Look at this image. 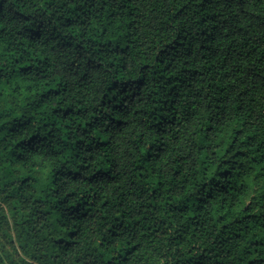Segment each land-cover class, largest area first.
I'll use <instances>...</instances> for the list:
<instances>
[{
    "label": "clouds",
    "instance_id": "1",
    "mask_svg": "<svg viewBox=\"0 0 264 264\" xmlns=\"http://www.w3.org/2000/svg\"><path fill=\"white\" fill-rule=\"evenodd\" d=\"M134 3L131 29L124 22L133 10L128 0H9L10 15L0 6V264H105L106 256L112 264H177L184 258L177 238L185 234L197 249L216 248L203 264L217 259L245 264L239 252L243 240L232 235L236 226L223 224L252 202L251 189L240 185L257 173L247 161H240L243 169L233 161L240 177L230 195L210 183L211 170L222 164L214 153L223 143L216 128L202 138L210 111L215 117L207 100H198L203 107L191 117L186 109L192 97L178 100L164 111L167 134L154 127L158 102L168 97L161 78L166 74L153 56L166 41V21L180 0ZM21 11L24 17L12 19ZM226 11L239 37L241 65L247 62L264 76V0H231ZM32 27L40 31L29 32ZM145 61L152 67L145 68ZM236 79L237 90L248 83ZM53 86L58 91H47ZM261 97L264 90L249 105V129L255 125L261 149L250 155L264 169ZM231 126L222 121L225 133ZM145 151L152 153L151 163ZM139 164L145 165L143 177ZM256 188L253 207L264 216V175ZM70 208L79 218L60 220ZM57 221L63 232L56 230ZM73 231L70 253L63 252V242L57 250L54 239L67 241L66 233ZM130 242L140 248L124 260L120 249ZM21 245L27 255L20 253Z\"/></svg>",
    "mask_w": 264,
    "mask_h": 264
},
{
    "label": "trees",
    "instance_id": "2",
    "mask_svg": "<svg viewBox=\"0 0 264 264\" xmlns=\"http://www.w3.org/2000/svg\"><path fill=\"white\" fill-rule=\"evenodd\" d=\"M230 5L231 0H180L179 7L168 17L166 23L169 31L166 33V41L162 42L163 46L159 47L153 56V60L160 66L162 74H166L162 75L161 78L166 81L168 99H162L158 102L160 118L154 127L163 130L165 135L167 134L166 130L162 128L166 121L164 111L171 109L178 100L187 96L192 97V101L186 109L190 117L195 114L197 108L203 107L202 104L198 103V100H207L208 109L215 112V117L210 111L209 119L205 122L207 131L204 132L202 129V138L207 139V132H212L216 128L220 132V139L223 143V147L218 145L214 153L222 164L211 170L210 183L217 185V192L225 196L230 195L234 191L233 180L240 177L233 161L239 164L240 169L245 167V164L240 163V161H247L250 166L254 167L257 175L251 179L250 183L242 184L240 187L245 192L251 189L249 194H251V201L254 202L258 199L254 194L258 191L256 180L260 178V175H264V169L261 168V162L257 157L250 155V153L259 152L261 149L255 143L257 140L254 134L255 125L253 124L249 129L253 116L249 110V105L253 102V97L258 96L264 90V76H261L259 71L252 72L248 68L247 62L243 65L240 63V50L237 45L239 37L233 31L234 25H232L229 13L226 11V7ZM0 6L3 7L6 14L10 15L7 12L9 0H0ZM126 7L133 9L128 11L124 17V22L131 29L136 15L134 0H128ZM16 17H24V13L22 11L15 13L12 19ZM30 20V17H25V22H30ZM28 31L38 33L40 29L39 27H32ZM240 31L243 29L241 28ZM121 51H127V48H123ZM144 67L151 68L152 65L145 61ZM21 70L23 71V69ZM237 77L248 81L247 84H241L239 90L236 89ZM120 83L121 81H116L113 90ZM134 83L139 82L134 81ZM47 91H58V87L53 86ZM109 99H114V96H110ZM233 101L236 102L233 103ZM119 108V103L113 105V111H117ZM233 113H236L235 119H232ZM224 120H230L232 125L226 133L222 130V121ZM246 129L249 130L246 131ZM242 133L243 135H241ZM153 147L156 146L153 145ZM206 151L207 148H205ZM230 153L232 158L225 160L224 157L229 156ZM151 155L150 151H145L148 163H151ZM205 159L206 156H202L198 163H203ZM138 167L140 175L143 177L145 165L139 164ZM217 177L220 179L217 180ZM152 178V175L149 174V179ZM260 198L264 199V192H261ZM212 199V189H209L208 200ZM252 202L245 204L241 209L242 215H237L236 219L228 217L223 228L226 229L230 225L236 226V231L232 235L235 240H243L239 252L245 264H264V216H258ZM201 205L202 201L198 200L197 206ZM161 206L166 207L163 202ZM75 207L79 209L81 205ZM67 213V216L61 215L60 220H66L68 216L79 218L71 208L67 210ZM52 215L55 216L56 214L52 213ZM191 219H196L195 213L191 214ZM217 219L223 220L224 216L221 215ZM116 227L117 231L114 235L119 233V226ZM195 228L196 225L194 224L193 229ZM56 230L63 232L65 230L64 224L57 221ZM66 234L68 236L67 241H64L63 236H61L54 239L53 244L57 250H60L63 242V252L70 253L71 249L67 245L73 242L75 232H67ZM177 243L180 245L179 251L184 254L183 262L177 261V264H203L206 259L210 260L213 252L216 251L215 247L210 249L200 246L197 249L192 237L187 234L183 239L178 237ZM139 248V244L130 242L127 250L121 248L120 251L124 260H127ZM20 253L27 255L23 245L20 247ZM216 254L219 256V252ZM31 259L35 260L36 257L33 256ZM19 264H29V261L20 260ZM105 264H112V259L109 256L105 257ZM214 264H224V262L222 259H217Z\"/></svg>",
    "mask_w": 264,
    "mask_h": 264
}]
</instances>
